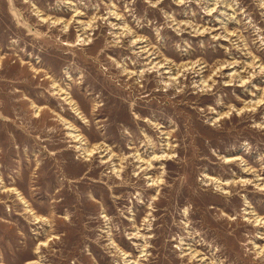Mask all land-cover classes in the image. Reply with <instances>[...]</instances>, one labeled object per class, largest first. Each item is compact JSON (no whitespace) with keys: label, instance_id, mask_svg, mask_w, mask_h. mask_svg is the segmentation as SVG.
Instances as JSON below:
<instances>
[{"label":"rangeland","instance_id":"rangeland-1","mask_svg":"<svg viewBox=\"0 0 264 264\" xmlns=\"http://www.w3.org/2000/svg\"><path fill=\"white\" fill-rule=\"evenodd\" d=\"M0 264H264V0H0Z\"/></svg>","mask_w":264,"mask_h":264},{"label":"bare ground","instance_id":"bare-ground-1","mask_svg":"<svg viewBox=\"0 0 264 264\" xmlns=\"http://www.w3.org/2000/svg\"><path fill=\"white\" fill-rule=\"evenodd\" d=\"M71 137H72V136H71ZM73 137H74V136H73ZM74 138H76V137H74ZM90 153H91V152H89V153H87V154L90 155Z\"/></svg>","mask_w":264,"mask_h":264}]
</instances>
